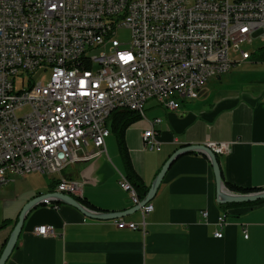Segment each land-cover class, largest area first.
I'll use <instances>...</instances> for the list:
<instances>
[{
  "label": "built area",
  "instance_id": "1",
  "mask_svg": "<svg viewBox=\"0 0 264 264\" xmlns=\"http://www.w3.org/2000/svg\"><path fill=\"white\" fill-rule=\"evenodd\" d=\"M120 28L131 29L128 43L116 38ZM254 40L264 45V0H0V187L14 175L51 176L99 155L113 110L144 117L148 101L178 110L207 79L248 60L243 45ZM38 72L46 83L33 80ZM160 121L142 134L149 149H160ZM230 144L205 143L217 155ZM119 185L140 204L120 172ZM55 191L83 197L82 184L62 175ZM140 210V223L119 220L117 228L144 233L153 205ZM34 232L55 235L52 225Z\"/></svg>",
  "mask_w": 264,
  "mask_h": 264
},
{
  "label": "crops",
  "instance_id": "2",
  "mask_svg": "<svg viewBox=\"0 0 264 264\" xmlns=\"http://www.w3.org/2000/svg\"><path fill=\"white\" fill-rule=\"evenodd\" d=\"M254 59L262 61L258 56L248 60ZM222 75L216 81L221 82ZM248 84L225 88L211 81L202 86L196 99L183 101L174 111L148 101L144 117L123 133L132 171L142 189L148 192L164 162L178 148L231 142L227 152L217 155L224 186L231 192L235 190L228 184L263 190L264 81L252 79ZM155 118L161 120L154 125L159 150L149 149L142 139ZM119 172L125 175L127 169L112 130L99 155L69 164L59 174H43L42 190L21 193L13 213L0 214V254L24 204L54 191L61 175L82 184V205L115 215L94 219L64 203L37 205L25 215L5 264H264V203L253 207L218 203L206 155L189 152L173 161L148 201L153 211L145 216L144 233L116 226L119 220H142L141 207L137 209L119 185ZM205 210L206 218L201 214ZM218 216L224 217L221 226ZM40 225H52L55 235L36 234L34 229ZM215 231L222 236L215 237Z\"/></svg>",
  "mask_w": 264,
  "mask_h": 264
},
{
  "label": "water",
  "instance_id": "3",
  "mask_svg": "<svg viewBox=\"0 0 264 264\" xmlns=\"http://www.w3.org/2000/svg\"><path fill=\"white\" fill-rule=\"evenodd\" d=\"M189 152H199L208 157L210 160L212 170L215 177V183H216V196H217V202L220 204H229V203H247V202H255L257 200L264 199V189L258 190V191H252L247 193H236L229 191L225 186L221 178V170L219 166V161L217 154L211 150L208 146L205 144H188L183 147L178 148L175 150L169 158L164 162L162 167L160 168L158 174L156 175L154 181L149 187V190L146 194V196L140 201V204L136 206L137 209H139L141 206H143L145 203L150 201L153 196L155 195L157 188L159 187L166 171L170 167V165L173 163V161L179 157L182 154L189 153ZM51 202L56 203H64L68 204L70 206H73L83 212L88 217L94 218V219H109L115 215V213L112 212H104V211H94L91 210L84 205L81 204V202L72 196L66 195L62 192L57 191H50L44 194H40L38 196H35L28 200L24 206L21 208L17 221L7 239V242L1 251L0 254V264H5L7 258L9 257L10 253L12 252L13 248L15 247L17 238L21 232L23 222L25 219V215L27 212L37 205L40 204H47Z\"/></svg>",
  "mask_w": 264,
  "mask_h": 264
},
{
  "label": "rangeland",
  "instance_id": "4",
  "mask_svg": "<svg viewBox=\"0 0 264 264\" xmlns=\"http://www.w3.org/2000/svg\"><path fill=\"white\" fill-rule=\"evenodd\" d=\"M116 38L123 43H128L131 38V29L120 28L116 33ZM264 46L259 40H254L251 44H244L243 47L247 49L250 53L259 52V48ZM264 51V48H263ZM264 53V52H263ZM252 55V54H251ZM245 60L239 64L232 66V68L221 76L220 81L215 76L205 82L203 86H208L211 81L217 85H224L225 88H240L246 85L252 79H257L258 81H264V60L262 61ZM33 80L46 83L48 79L47 73H33ZM26 82V81H25ZM26 86V83H25ZM264 86V84H263ZM27 107L24 108L22 112L27 111ZM21 113V112H20ZM31 188L43 189V174L39 172H30L25 176L14 175L7 182L3 183L0 187V214L2 212L13 213L14 206L21 201V193L28 192Z\"/></svg>",
  "mask_w": 264,
  "mask_h": 264
},
{
  "label": "trees",
  "instance_id": "5",
  "mask_svg": "<svg viewBox=\"0 0 264 264\" xmlns=\"http://www.w3.org/2000/svg\"><path fill=\"white\" fill-rule=\"evenodd\" d=\"M259 52H258L259 54H261V52H263L262 47L259 48ZM256 56H258V58H260L261 60H264V54L257 55V51L252 53L250 59L254 58ZM140 117L141 116L135 111L128 110V109H116L110 113V115L107 119V125L110 129V132L113 130L116 133L118 147H119V150L122 154V157H123L126 169H127V174H125V176L127 177V179L130 181V183L135 188L139 198L142 199L145 196L147 191L145 189H142L144 187L135 178V174L132 171L130 161H129V158H128V155L126 152V146L124 144V138H123V133H124L125 128L128 125H130L131 123L139 120ZM110 121H111V125L109 124ZM228 187H229V189L235 190V192H237V193H247V192L254 190V189H250V188H243V187L236 186L233 184H228ZM261 203H264V199L257 200L255 202H247V203L223 204V206H226V207L227 206H230V207H236V206L253 207V206L261 204Z\"/></svg>",
  "mask_w": 264,
  "mask_h": 264
},
{
  "label": "snow or ice",
  "instance_id": "6",
  "mask_svg": "<svg viewBox=\"0 0 264 264\" xmlns=\"http://www.w3.org/2000/svg\"><path fill=\"white\" fill-rule=\"evenodd\" d=\"M128 58H131V57H130V55H129V57H128Z\"/></svg>",
  "mask_w": 264,
  "mask_h": 264
},
{
  "label": "bare ground",
  "instance_id": "7",
  "mask_svg": "<svg viewBox=\"0 0 264 264\" xmlns=\"http://www.w3.org/2000/svg\"><path fill=\"white\" fill-rule=\"evenodd\" d=\"M253 191V190H252Z\"/></svg>",
  "mask_w": 264,
  "mask_h": 264
}]
</instances>
